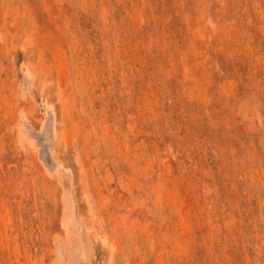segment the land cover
<instances>
[{
    "label": "rangeland",
    "instance_id": "rangeland-1",
    "mask_svg": "<svg viewBox=\"0 0 264 264\" xmlns=\"http://www.w3.org/2000/svg\"><path fill=\"white\" fill-rule=\"evenodd\" d=\"M0 33V264H65L44 99L93 264H264V0H0Z\"/></svg>",
    "mask_w": 264,
    "mask_h": 264
},
{
    "label": "bare ground",
    "instance_id": "bare-ground-1",
    "mask_svg": "<svg viewBox=\"0 0 264 264\" xmlns=\"http://www.w3.org/2000/svg\"><path fill=\"white\" fill-rule=\"evenodd\" d=\"M24 74H25L26 79L31 78V77L33 79L32 74L34 73H32V71H30V69L27 66L24 69ZM24 96L26 95L24 94ZM44 100H43L44 101L43 103L45 104L47 113L41 119L43 120L42 130L40 131L35 130V128L32 127V125L26 120V115L22 111L21 115H19V118L16 120V123H15V128L17 130V139L18 137L22 138L23 141L21 139H18L19 142L21 140L23 143L26 142L27 144L28 143L30 144V147L29 146L28 147L31 148L35 156L38 159H40L42 163L41 168L45 176L50 179L53 178L61 186L60 188L62 191L61 193H62V205H63L62 206L63 213L61 214L63 215V218H62L61 224L63 226L64 232L63 234L60 233L63 231L62 229V231L59 232L58 237L55 238L57 239L56 248H57V252H59L60 257L62 258L63 261H65V264L68 263V262L66 263V261H70L72 262V264H93L92 258H91L93 244L90 241L91 238L89 239L91 230L89 229L87 223L85 222L84 217L81 215L78 208L76 207V204H75L76 199H74V195H72L73 194L72 189L71 191L69 189V185H68L69 180L67 178L68 176L66 177L65 175L67 174L66 171L68 170L66 169L68 168L65 166L66 164L63 163L62 159L58 156V154L56 153L57 150L55 149L56 147L55 140L60 135V134L58 135V130L56 126V112H55L56 108H54V106L51 103H49L46 99ZM62 111H63L62 114L65 117V115L67 114L65 113V110H62ZM40 134L44 135V137L47 139L45 143L40 142V136H39ZM66 138L68 139L69 136ZM24 148L27 149V147H24ZM72 178L73 177L71 176L70 178L71 181H73ZM71 184L73 185V183ZM54 251L55 250H53V252ZM54 261H55V258H54ZM57 262H60V261L58 260Z\"/></svg>",
    "mask_w": 264,
    "mask_h": 264
}]
</instances>
